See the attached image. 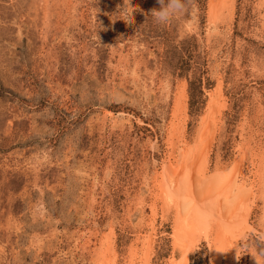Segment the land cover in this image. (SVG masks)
Segmentation results:
<instances>
[{"label":"rangeland","instance_id":"obj_1","mask_svg":"<svg viewBox=\"0 0 264 264\" xmlns=\"http://www.w3.org/2000/svg\"><path fill=\"white\" fill-rule=\"evenodd\" d=\"M160 7L0 0V264H99L109 245L111 264L181 261L159 181L171 153L192 152L218 91L208 171L236 168L237 192L254 189L249 225L218 264H257L264 0H193L166 26L151 15ZM204 236L184 264H211Z\"/></svg>","mask_w":264,"mask_h":264},{"label":"bare ground","instance_id":"obj_2","mask_svg":"<svg viewBox=\"0 0 264 264\" xmlns=\"http://www.w3.org/2000/svg\"><path fill=\"white\" fill-rule=\"evenodd\" d=\"M185 96L186 91L183 90L181 98L185 99ZM221 106V93L218 91L213 95V101L205 113L197 138L192 147V152L187 154L184 148L180 147L176 154L173 152L170 155V159L174 157L173 164L169 166L166 161L164 163V175H161L159 181L164 193L160 191L164 194L163 197L167 203L166 210L173 213L175 217L173 236L175 237V244L180 247L182 255L181 261H173L172 264L185 263L188 250L195 243L198 234H204L207 237L213 249L211 264H218L221 254L219 250L221 251V248L226 246L225 244H228L227 247L230 246L229 241L231 244L234 243V239H237L238 235L249 225V215L253 207V202L250 198L254 193L253 186L247 185L242 192H237L238 183L233 182L238 173L234 171L236 168L231 172L226 171L221 174L216 173L210 175L208 171L209 158L207 157L208 155H205L207 154L206 151L208 152V143H210L208 140L210 136L208 127L214 131L215 126L211 127L209 125L210 123H214ZM182 108L185 110L186 106ZM175 123L173 121V127H177ZM173 127L171 128V132L173 131ZM216 177L220 178L219 182L216 181ZM181 192L192 201V211L189 214H184L180 210L177 194ZM215 228L218 229L217 232L214 231L216 230ZM224 230H227L228 233L226 232L227 234H225L222 232ZM217 238L221 243L217 242ZM152 243L153 241L148 242L149 245ZM110 246L102 250L100 255L97 254L99 264L112 263H110V260L113 257V253ZM148 258L146 257V260L142 261L143 264H149Z\"/></svg>","mask_w":264,"mask_h":264},{"label":"clouds","instance_id":"obj_3","mask_svg":"<svg viewBox=\"0 0 264 264\" xmlns=\"http://www.w3.org/2000/svg\"><path fill=\"white\" fill-rule=\"evenodd\" d=\"M192 2L193 0H158L161 7L159 9H153L151 15L156 24L166 26L174 20L186 15L189 12ZM122 13L118 17L116 16V19H119L120 16L128 17ZM128 18L131 19L130 17ZM148 147L149 150H156V145L152 142H148ZM215 179L217 182L220 181L219 177ZM177 199L181 212L189 214L192 211V201L187 198L183 192L177 194ZM252 254L255 256L257 264H264V249H258L257 253ZM237 259H239V256H237Z\"/></svg>","mask_w":264,"mask_h":264}]
</instances>
